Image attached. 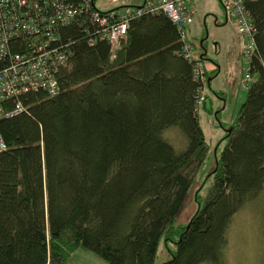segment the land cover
<instances>
[{"label":"trees","instance_id":"obj_1","mask_svg":"<svg viewBox=\"0 0 264 264\" xmlns=\"http://www.w3.org/2000/svg\"><path fill=\"white\" fill-rule=\"evenodd\" d=\"M246 5L254 81L186 226L177 221L212 148L199 120L208 96L196 112L200 84L178 29L143 16L115 51L65 32L59 95L27 94L24 112L0 122V264H66L80 249L107 264H156L161 246V264L225 263L234 217L264 213V0Z\"/></svg>","mask_w":264,"mask_h":264},{"label":"built area","instance_id":"obj_2","mask_svg":"<svg viewBox=\"0 0 264 264\" xmlns=\"http://www.w3.org/2000/svg\"><path fill=\"white\" fill-rule=\"evenodd\" d=\"M225 20L234 25L243 40L241 87L254 81L253 62L258 54L256 28L246 3L254 0H217ZM107 4L109 9L101 8ZM167 17L178 29L182 56L193 67L198 107L206 100L208 71L188 30L197 16L194 0H0V122L22 112L21 98L60 93L58 74L72 55L65 32L78 27L90 46L99 41L115 51L127 38L131 22L143 16ZM6 150L0 134V154Z\"/></svg>","mask_w":264,"mask_h":264},{"label":"rangeland","instance_id":"obj_3","mask_svg":"<svg viewBox=\"0 0 264 264\" xmlns=\"http://www.w3.org/2000/svg\"><path fill=\"white\" fill-rule=\"evenodd\" d=\"M198 17L196 16L195 22L188 30L189 39L195 44L197 53L202 56L204 51L207 53L215 50L218 44V39H225L224 32L221 28L225 26L215 25V19H221V8L219 7L217 0H194ZM101 8L106 10L110 8L109 5L102 3ZM204 19L206 23L204 24ZM233 31L236 32V28L229 25ZM194 29L196 34L194 35ZM204 39L203 49L201 48L202 40ZM237 39V38H236ZM207 56V55H206ZM240 70L243 69L241 61L239 62ZM240 72V71H239ZM242 81V79H241ZM244 93L247 97L248 90H241L238 92L239 97H234L232 104H229L228 111L226 115L222 113L217 114L219 120L222 122L224 127H222L218 119L211 111V104L209 101L208 112L201 111L199 115V120H201V125H203L204 135L206 141L212 148V155L204 163L198 174V183L192 190L185 207L182 210L180 218L177 221V225L186 226L191 221L195 212L197 211V205L195 203V194L201 184L204 182L206 176L214 168L216 160L215 153L218 157L224 150L225 143L223 138L225 136L224 130H227L234 121L238 111H234V103L240 102L241 94ZM246 100V99H245ZM244 100V102H245ZM212 101V100H211ZM238 102V104H239ZM243 104V103H242ZM242 104L237 109L242 106ZM213 123V126L211 124ZM226 124V125H225ZM171 143L181 150L185 146V140L179 132H172L169 134ZM255 211L257 208H254ZM258 211V210H257ZM168 259L167 250L161 246L156 264H161L166 262ZM224 264H264V213L257 212V214L251 210V208H246L239 212L233 220L232 227L229 232V242L228 247L224 253ZM66 264H107L103 259L98 257L92 252L85 251L83 249L77 250L72 257L66 262Z\"/></svg>","mask_w":264,"mask_h":264},{"label":"crops","instance_id":"obj_4","mask_svg":"<svg viewBox=\"0 0 264 264\" xmlns=\"http://www.w3.org/2000/svg\"><path fill=\"white\" fill-rule=\"evenodd\" d=\"M218 5L221 8L219 3ZM221 14L222 16L220 21L218 20V18L215 19V25L225 26L221 28V30L224 32L223 34L225 35V39H223L222 37L218 39V44L215 47V50L210 52V56L208 55L209 52L206 53L204 51V54L202 55L204 60L202 62L206 67V70L208 71V89L206 92L208 99L205 104L206 106L204 111L208 112L207 103L210 102L212 103V114H214V112L215 115L216 113H222V115L224 116L227 114L228 106L229 104H232L234 97L238 95L239 91L243 90L241 87L242 76L239 65L243 51V40L241 37L235 34V31H233L231 27H229V25L232 24L225 20L223 12H221ZM205 23L206 19H204V24ZM191 29L192 27L190 28V31ZM195 34L196 30L194 29V35ZM203 41L204 39L202 40V42ZM203 44L204 42L200 45L202 49ZM241 96L242 97L240 98V102L238 101L239 104L238 102L234 103L235 112L239 111L240 109H237L236 107L244 103V100L246 99V95L244 93H242ZM211 126H213V123L211 124ZM201 127L203 130V125H201Z\"/></svg>","mask_w":264,"mask_h":264}]
</instances>
